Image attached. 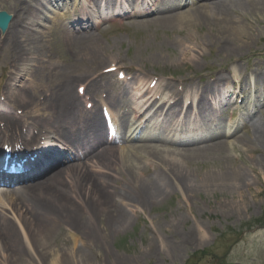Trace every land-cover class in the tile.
Segmentation results:
<instances>
[{
    "label": "bare ground",
    "instance_id": "1",
    "mask_svg": "<svg viewBox=\"0 0 264 264\" xmlns=\"http://www.w3.org/2000/svg\"><path fill=\"white\" fill-rule=\"evenodd\" d=\"M61 1L48 0L43 5L39 0H17L13 6L15 14L9 15L11 21L8 29L0 32V72L3 70L6 73L9 68L10 79L13 78L12 86L5 88L2 94L7 103H0V113L4 114L0 115V151L4 146L18 144L27 150L31 149L32 144L40 148V140L43 142L41 146L44 145L43 162L35 165V172L28 175L44 173L42 182L22 186V189L31 187L20 193L15 190L0 192V264H47L49 260L48 264H90L94 258L91 255L100 257L103 251L101 244L105 242L103 236L100 235L103 241L93 236L91 229L95 219H104L107 227L114 232H126L129 227L127 210L136 212L148 205H155L166 192L170 194L179 190L185 195H196L202 189L212 190L214 187L223 194L240 195L247 182L244 170L227 155L226 148L230 144L225 138L221 119L215 115L220 111L225 114L226 110L232 108V101L223 102L221 97H217L226 98L231 94L228 90L222 91L227 79L218 73L229 70L228 64L213 74L199 77L198 85L192 76L165 82L158 91H167L169 95L166 98H160L149 88L141 94L138 88L132 86L138 78L136 69L124 66L119 60L116 61V57L110 63L121 65L130 75L124 84L112 81L108 73L100 72L106 61L111 59L100 61L96 57L100 49L96 33L100 35L104 31L92 23L91 16L86 13H102L121 5L118 9L130 6L135 12L132 16L142 18L132 26L142 25L153 31H170L171 28L177 31L185 27L196 29V20L203 23L197 16L202 14L207 16L204 21L211 38L222 43L223 51L237 54L251 44L254 34L233 16L239 12L247 21L258 15L264 17V0H201V6L182 13L176 11L180 4L174 0H149L151 6L140 0H75L72 9L65 7L63 10L58 7ZM49 6H56L58 10L51 12L53 8L49 9ZM42 11L51 25L61 28L58 34L64 38L67 54L61 53L59 61L53 60L50 51V48L54 52L58 50L53 48V31L43 29L37 32L39 35L31 32V26H38L36 22L42 20ZM149 16L153 18L146 19ZM81 27H87V31H78ZM45 38L47 50L43 44ZM192 39L184 35L179 45L184 46ZM146 47L149 48L148 45ZM161 60L163 66H175L165 56ZM84 61L94 65L95 72L90 76L75 70V66ZM26 67H30L27 73L30 79L16 91L13 86ZM252 78L256 101L253 108L245 105L243 111L253 132L247 134V124L242 120L230 139L235 147L238 146L236 148L259 154L258 158L251 157V162L264 175V117L260 113V110H264V64L252 72ZM77 81L84 87L82 96L72 90V84ZM236 84L239 92L233 94L235 101H245L251 85L247 83L246 72ZM100 95L105 96L102 105L112 113L118 128L129 126L128 111L134 113L135 119H144L145 135L133 133L134 137L131 138L139 145L129 148L130 153L146 161L141 167L139 162L134 163L124 153L123 148L111 146L117 137L113 142L107 140L102 115L99 116L96 106L92 111L81 107L84 97L95 100ZM211 97L214 104L208 103ZM135 98L140 103L131 105ZM16 110H22V115L17 116L14 113ZM115 111L120 112L118 117ZM254 111H258V115L255 116ZM9 114L13 116L8 117ZM191 118L195 123L188 122ZM158 119L165 129L159 130L161 134L152 132L157 127ZM208 122L210 125H207ZM240 130L245 132L240 134ZM178 133L185 134V139H179ZM174 137L179 142L170 151L167 145H171ZM123 139L126 140L124 136ZM51 147H58L61 152H55ZM61 158L67 162L66 166L62 165ZM226 160L230 161L231 166L225 165ZM196 163L202 165L194 171L191 167ZM119 176L120 184L112 188L111 183H116ZM68 183L72 185L69 191L75 194L81 190L83 196L76 194L75 197H82L76 201L69 200L65 192ZM13 206L17 207V214L10 216L2 212L14 209ZM23 209L29 213V217H23ZM17 224L21 225L20 231L13 228ZM59 227L71 229L74 247L68 248L65 243L66 248L62 245L52 248L49 245L50 240L58 241L63 235L54 234V229ZM185 235V244L200 242L192 239L191 234ZM77 242L81 243L80 246ZM151 243L146 250L148 255L157 251L164 257H172L177 248L175 242H165L161 249L155 247V242Z\"/></svg>",
    "mask_w": 264,
    "mask_h": 264
},
{
    "label": "rangeland",
    "instance_id": "2",
    "mask_svg": "<svg viewBox=\"0 0 264 264\" xmlns=\"http://www.w3.org/2000/svg\"><path fill=\"white\" fill-rule=\"evenodd\" d=\"M16 1L0 0V11H5L10 15L15 14L13 6ZM189 3L187 6L176 11L182 13L187 12L192 7H194L192 9H196L198 6H201L199 2L195 4L193 0H190ZM70 4L71 0H66L68 7ZM56 10L58 9L53 7L52 11ZM43 12L40 16L42 19L46 15ZM197 16L203 22L201 23L196 20L198 28L189 29L185 27L177 31L172 30V28L170 31H153L142 25L138 27L132 26V24L140 22L142 19L126 20L120 24H103L101 29L104 30V33L96 35L100 47L96 57L100 61L107 60L108 58L111 60L106 61L101 67L100 72L102 69L105 70L108 66H111L113 63H110V61H113L116 57V61L119 60L124 66L136 69V73L139 74L140 78H150L155 81L161 79L159 86H162L167 81H178L188 75L194 76L195 81H197L198 77L213 74L226 64H229V71L224 70L218 73L227 76L229 78V85H232L234 90H238L230 82L231 79L237 78L238 80L243 72H246L248 81H251L250 76L252 71L258 70L259 66L264 64V17L258 15L256 18L247 21L243 14L236 12L233 18H236V21L240 23L242 22L248 29H251L254 36L248 47L237 54H232L223 51L225 49H222V43L213 39L214 37L211 38V32L204 21L207 16H203L202 14H198ZM36 23L38 26H31L33 34L39 35L37 32L43 29L53 31L51 37L54 43L53 48L56 47L58 50L54 52L50 48V51H52L53 60L59 61L61 53L63 55L67 54L64 38L58 34L60 27L58 25L55 27L45 20H40ZM197 29L202 33L197 31ZM184 35H188L193 39L187 41V43L185 42L184 46L179 45ZM44 43L47 50L48 43L46 38L44 39ZM147 45L149 48L146 47ZM155 51L157 53H153ZM228 55H230L229 58L227 57ZM162 56L169 59L175 66H163ZM149 57H151V60H149ZM114 66L122 67L116 64ZM1 67L5 66L1 65ZM29 69L30 67H26L25 71L21 73L20 81L16 82V85L13 86L14 90L17 91L21 85L23 86L24 81H29L30 78H27L29 76L27 74L30 71ZM93 69L94 65L89 61L81 62L77 64V67L75 66L76 72L86 73L88 76L95 72ZM9 71L10 69L8 68L6 73L3 70L0 72L1 91L7 84L13 83L12 78L10 79L11 73ZM141 72L143 74H140ZM79 84L81 82L77 81L73 83L72 90L76 91V87ZM178 85L181 86L179 83ZM232 86H229L228 89ZM168 95L167 91L163 93V97H167ZM251 96H257L254 86L250 88L248 98L236 106L253 104L255 98ZM221 98L225 99V96H221ZM94 101L100 102V98L96 97V100L90 102L94 103ZM231 101L234 102L235 99ZM211 103L214 104V101H211ZM81 105V107H84L82 102ZM232 110H226L225 114L222 111L215 113L216 116H220L221 123L227 129H230L234 123L237 125V122L243 116V112L241 111H235L231 116ZM16 111L20 114L22 110ZM253 113L256 116L259 112L254 111ZM260 113L264 117V110H260ZM229 120L230 123H228ZM226 123H228L227 126H225ZM248 128L247 134L251 135L253 127L250 122ZM244 132L242 130L240 134ZM174 138L177 139V137ZM227 141L230 144L226 148L228 157L231 161H235L236 165L246 173L245 178L247 182L245 181V187L242 188L240 195L223 194L214 187H212V190L211 188L202 189L196 195H185L179 192V190H175L170 194L166 192L163 195L164 197L160 198L159 202L155 205H148L136 210V212H133V209H128L129 227L126 232L120 233L114 232L107 227L108 224L104 219L99 221L97 218L93 223L91 231L93 236L96 239L99 238L100 241L102 240L100 235L103 236L105 242L103 245L101 244L103 251L100 253V257L91 255L94 258H92L93 260L90 264H115L116 261L118 262L117 264H264V175L251 162V157L258 158L259 154L251 152L249 149L236 148L238 146L235 147L232 139H228ZM135 144L139 145V143L132 142L116 146L122 149V146L127 145L132 147ZM130 147L123 148L124 153L134 163L139 162V166L141 167L146 161L130 153ZM167 149L171 151L173 147L168 145ZM201 165L202 163H196L191 168L195 171L197 170L195 168L201 167ZM225 165L231 166L230 161L226 160ZM70 183H68L69 187L65 185L67 186V191L65 192L69 195V200L76 201L83 194L77 187L80 190L79 193L73 194L71 190L69 191L72 186ZM111 184L112 188H116L120 184V176L116 183ZM76 194H81L82 196L75 197ZM16 208L13 211L7 209L2 212L9 215L17 214ZM22 212L23 217H29V213H26V210L23 209ZM81 218L85 219V217ZM257 221L262 222L263 226L257 224ZM20 226L17 224L13 228L20 231ZM247 229L250 230L247 231ZM70 232L71 229H66L65 227L54 229V234L63 235H60L58 241L55 239L50 240L49 245L52 248L61 245L66 248L63 245L65 243L68 248L74 247ZM185 234L193 235L192 237L194 238L192 239L200 242L197 244H193L192 242L185 244ZM62 240H67V242ZM151 242H155V247L160 249L166 243H177L174 256L164 257L157 251L152 255H148L146 250ZM77 244L80 246L81 243L77 242Z\"/></svg>",
    "mask_w": 264,
    "mask_h": 264
},
{
    "label": "water",
    "instance_id": "3",
    "mask_svg": "<svg viewBox=\"0 0 264 264\" xmlns=\"http://www.w3.org/2000/svg\"><path fill=\"white\" fill-rule=\"evenodd\" d=\"M10 20L11 17L8 16L6 13L3 12L0 13V30L2 33H4L5 30L7 29Z\"/></svg>",
    "mask_w": 264,
    "mask_h": 264
},
{
    "label": "trees",
    "instance_id": "4",
    "mask_svg": "<svg viewBox=\"0 0 264 264\" xmlns=\"http://www.w3.org/2000/svg\"><path fill=\"white\" fill-rule=\"evenodd\" d=\"M256 223H257V224H262V222H260V221H257ZM248 230H249V229H248Z\"/></svg>",
    "mask_w": 264,
    "mask_h": 264
}]
</instances>
